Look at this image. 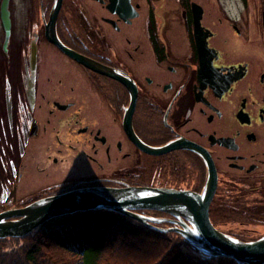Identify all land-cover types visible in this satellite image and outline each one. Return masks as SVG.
I'll return each mask as SVG.
<instances>
[{
  "label": "flooded vegetation",
  "instance_id": "af4514ba",
  "mask_svg": "<svg viewBox=\"0 0 264 264\" xmlns=\"http://www.w3.org/2000/svg\"><path fill=\"white\" fill-rule=\"evenodd\" d=\"M3 1L0 128L15 154L0 168V192L10 201L26 175L23 156L37 171L60 175L78 163L109 166L92 177L110 186L196 190L208 172L204 153L217 191L264 189V10L245 0H60L53 20L57 0ZM48 34L130 78L137 138L147 147L175 146L150 154L131 141L123 121L128 88L79 64ZM165 170L195 183L164 184Z\"/></svg>",
  "mask_w": 264,
  "mask_h": 264
},
{
  "label": "water",
  "instance_id": "95a60500",
  "mask_svg": "<svg viewBox=\"0 0 264 264\" xmlns=\"http://www.w3.org/2000/svg\"><path fill=\"white\" fill-rule=\"evenodd\" d=\"M3 2L6 3V0ZM59 5L60 0H57V5L52 13L53 20ZM2 15L4 21L8 22L6 8ZM48 37L65 53L75 58L77 62L86 68L114 77L128 87L130 103L124 114V125L131 139L139 143L131 129V115L136 101V89L132 82L115 74L108 67L67 49L54 39V35L48 34ZM172 148L173 145L170 144L157 149H143L149 153L158 154L167 152ZM205 159L208 162L209 170L202 193L145 186L77 188L42 198L20 208L0 212V238L22 236L52 217L77 211L108 209L144 222L147 218L133 212L132 209H153L174 215L179 219L174 222L183 228L171 227L161 229L162 231L180 232L189 242L200 248L210 258L222 256L231 258L239 264H264V237L252 242H241L225 235L212 225L209 219L208 207L216 189V172L207 155H205ZM15 217L17 218L10 219ZM182 218H185L191 227Z\"/></svg>",
  "mask_w": 264,
  "mask_h": 264
},
{
  "label": "rangeland",
  "instance_id": "374dc122",
  "mask_svg": "<svg viewBox=\"0 0 264 264\" xmlns=\"http://www.w3.org/2000/svg\"><path fill=\"white\" fill-rule=\"evenodd\" d=\"M248 2V5L251 9L257 8L260 13L264 10V0H245ZM246 2V5H247ZM214 5V3H211ZM234 8V6H232ZM256 38H261L260 32L257 30L256 34L253 35ZM2 98L0 96V123L3 120L2 117ZM7 119H8V109H7ZM127 131V130H126ZM2 129L0 128V168L3 172H5L8 165H12L14 163V146L13 143L10 141V137L7 136V139L1 135ZM128 133V131H127ZM129 134V133H128ZM23 168L22 171L26 172L24 177L17 181L19 185H17V190L15 188L12 189V196L15 198L14 200L10 201L9 197L3 194V191L0 192V208L5 206H11L15 204L16 206L28 205L29 199H24V197L35 195L34 193H52L60 191L64 186L69 185L72 183L76 178L81 176L91 175V176H98V175H105L107 170H110L109 166L104 169V171H99L96 169L90 170L88 168H83V164H76L68 171L64 172V174H59L57 172L48 173V170L44 171H37L34 167L33 162L27 156L22 157ZM17 169V168H16ZM79 170V171H78ZM162 176L164 179L160 180L164 184H173L180 186H189L193 185L194 179L190 178V176H186L183 178H179L178 176L173 175L169 171L165 170L162 172ZM148 176V175H147ZM18 177V176H17ZM19 178V177H18ZM37 182H42L40 184V188H34ZM12 187L14 186V182H10ZM180 183V184H177ZM11 185H4L5 187H9ZM175 188V187H174ZM245 189L242 186H237V189ZM222 188H220L221 190ZM198 191V189H196ZM221 198L224 200V206L218 211L211 212L210 211V218L213 224L218 228V230L227 233L231 236H235L237 239L239 238L243 242H248L252 240H256L259 237L264 235V189L263 190H252L249 189L247 192H243L242 190H236L231 193L230 192H222L218 191ZM24 194V195H21ZM21 195V197H20ZM28 203V204H27ZM144 210V209H143ZM164 211H157V210H150L144 211V213L149 214L153 218H169L171 221L173 219V215L167 216L163 214ZM162 222H166L163 224H159L162 227H172L176 226L174 222H169L164 220ZM71 223V222H69ZM151 224H156L155 221H149ZM147 228V227H146ZM148 229V228H147ZM152 232H147L149 234H155L154 230L149 229ZM173 230L166 233L168 235L167 238H170L173 241H178L179 238ZM134 237V236H132ZM176 237V238H175ZM118 240H116L113 245H111L106 251L103 252L107 254V264H151L153 262V252L150 250L152 249L156 253H160L165 249L166 244H161L156 238L145 237L144 240H140L141 242H145L146 249L144 252L139 251V248L134 244L136 241L135 238L127 237H120V233L117 235ZM182 240V239H181ZM184 240V239H183ZM130 241V242H129ZM133 242V243H131ZM149 242H152L148 245ZM15 241L12 239H1L0 246L7 247L6 249H2L5 251H10L12 248H17L18 251L24 246L25 239L18 241L19 245H14ZM42 247L39 248V251H43ZM150 248V249H149ZM182 248L187 252L195 255L196 257H204L206 261L210 263L215 262L216 264L220 263V258L216 259H208L201 253H196L188 246L182 244ZM56 250L62 254L63 259L57 260V262L51 264H71L75 262L77 255L69 252L64 251L63 249L56 247ZM16 254V253H14ZM13 253H9L5 255L6 258L12 259ZM47 256H44L46 259ZM41 261L42 259L39 258ZM49 264V262H48ZM232 264H236L234 261Z\"/></svg>",
  "mask_w": 264,
  "mask_h": 264
},
{
  "label": "trees",
  "instance_id": "16d2710c",
  "mask_svg": "<svg viewBox=\"0 0 264 264\" xmlns=\"http://www.w3.org/2000/svg\"><path fill=\"white\" fill-rule=\"evenodd\" d=\"M147 232L152 231L136 221L112 211L99 210L57 217L46 221L22 237L5 238L15 241V246L19 245L18 241L20 240L25 239V243L20 251L17 248L5 251L2 249L7 247L0 246V264L55 263L57 260L63 259L62 254L56 250V247L77 255L75 262L71 264H107L105 262L107 254L103 252L107 253L106 250L118 240L117 235L119 233L120 237L129 238L131 236V238H135L134 244H137L136 246L141 252L148 249L146 243L140 241L144 240L145 237L156 238L161 244H166L165 249L160 253H156L149 248L153 252V262L151 264H216L184 250L182 244L196 253L203 254L198 248L183 240L176 233L182 240L173 241L167 238L166 233L154 232L155 234H149ZM151 243L149 242L148 245ZM42 247H44L43 251L40 252L39 248ZM9 253H13L12 259L5 257ZM44 256H47L46 259H44ZM39 258L42 260L40 261ZM232 263L233 260L231 259L220 258L219 264Z\"/></svg>",
  "mask_w": 264,
  "mask_h": 264
},
{
  "label": "bare ground",
  "instance_id": "6f19581e",
  "mask_svg": "<svg viewBox=\"0 0 264 264\" xmlns=\"http://www.w3.org/2000/svg\"><path fill=\"white\" fill-rule=\"evenodd\" d=\"M121 76V75H120ZM224 206V200L221 198L219 192L215 189V197H213L210 201V204H209V207H208V211H211V212H215V211H218L219 210V207L220 209ZM14 208L11 207V206H5L3 207L2 209H0V211H10V210H13ZM17 217L15 218H10V219H16ZM41 225V224H40ZM38 225V226H40ZM37 226V227H38ZM37 227H35L34 229H36ZM178 228L180 229H183L182 226H178ZM27 233H25L24 235H26ZM22 235V236H24ZM21 236V237H22Z\"/></svg>",
  "mask_w": 264,
  "mask_h": 264
}]
</instances>
